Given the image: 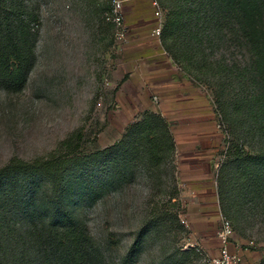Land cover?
I'll return each instance as SVG.
<instances>
[{
    "label": "rangeland",
    "instance_id": "374dc122",
    "mask_svg": "<svg viewBox=\"0 0 264 264\" xmlns=\"http://www.w3.org/2000/svg\"><path fill=\"white\" fill-rule=\"evenodd\" d=\"M17 1L31 14L33 56L21 91L0 78V264H60L55 242L68 214L103 264H211L220 253L222 220L207 241L195 236L176 152H164L158 166L151 153L162 128L154 124L147 132L156 135H141L134 126L159 102L155 87L166 94L171 82L187 78L214 102L219 85L230 84L226 76L250 68L223 12H207L211 0H157L161 35L145 39L150 45L138 55L127 53L136 44L131 34L121 39L122 29L107 21L114 0ZM170 19L175 25L164 37ZM0 29L4 38L1 8ZM17 41L3 44L10 60ZM198 66L208 70L205 76ZM239 88L234 81L227 94ZM218 109L221 139L213 161L220 211L232 224L235 249L264 264V167L253 159L264 152V135L253 131L249 112L239 122L222 121ZM232 149L246 157L229 160ZM50 159L47 172L39 164Z\"/></svg>",
    "mask_w": 264,
    "mask_h": 264
},
{
    "label": "trees",
    "instance_id": "16d2710c",
    "mask_svg": "<svg viewBox=\"0 0 264 264\" xmlns=\"http://www.w3.org/2000/svg\"><path fill=\"white\" fill-rule=\"evenodd\" d=\"M9 2L11 3L10 6L7 5ZM0 8L1 12L5 13V20L8 24V34L4 38L2 36L5 33H2L0 29V78L2 84L7 89L21 91L26 84L27 74L32 67L31 57L33 54L28 46L29 41L33 37L31 20L29 18L31 14L28 12L27 6L17 0H0ZM215 8H218L225 15L226 28L229 31V36H234L233 42L238 43L241 48H244L249 53L251 66L249 69H245L243 72L240 71L236 75H233V72H231L229 76H226L230 84L223 83L219 85L221 93L218 94V98L213 103L220 108L217 112H222L225 116V119L222 121H232L234 119L236 122H239L242 119L243 112H249L254 121V127L252 126L253 131L255 133L257 131L258 133L263 132L264 135V0L209 1L207 12L209 10L210 13ZM14 17L16 19L13 22L16 23L14 29H12L11 21ZM174 25V20L170 19L167 22L163 32L164 37L169 35ZM14 36L18 37V41L11 56L13 62H10L9 52H7L9 50L5 46L3 47V44L6 41L10 42ZM165 51H168L167 48H165ZM193 59L191 57L188 61L190 62ZM195 69L203 76L208 71L203 66H198ZM234 81H238L240 84L239 90L233 91L232 94H227L230 92L229 87L233 85ZM236 91L239 93L236 94ZM228 109L231 110V113L227 112ZM145 116L134 127L138 130L140 129L141 135L145 133L156 135L153 130L150 133L147 132L148 129H153L154 124L162 128V138L154 137L151 153L154 162L158 166H161L164 162V158L161 160L164 152H176L175 141L168 122L164 117L156 113H146ZM63 144L68 146L69 142L64 141ZM164 145L167 147L166 151H164ZM233 151V149L229 151V160L246 157H243V154L238 152L234 154ZM253 159L262 161L264 167V152L257 154ZM39 165L49 172L52 170L53 163L50 159ZM25 166L22 163L19 169L22 170ZM11 168L12 166L10 165L6 171H9ZM260 183L263 188L264 176L260 178ZM251 185L255 189L256 186L254 184ZM239 211L240 209L238 208L237 212ZM64 221H66V225L62 228V234L57 236L55 242L57 251L59 252L60 264H103L102 255L90 244L88 235L75 218L71 214H68Z\"/></svg>",
    "mask_w": 264,
    "mask_h": 264
},
{
    "label": "crops",
    "instance_id": "0c3cea01",
    "mask_svg": "<svg viewBox=\"0 0 264 264\" xmlns=\"http://www.w3.org/2000/svg\"><path fill=\"white\" fill-rule=\"evenodd\" d=\"M123 1L125 26L136 42L127 53L136 52L139 55L150 45L143 41L156 38L154 30L162 20L158 18V11H155L154 0ZM150 43L155 45L157 41ZM163 54L166 53H160ZM185 79V82L178 84L171 82L166 94L154 86V93H160V100L150 107V111L161 115L168 122L176 146L178 184L182 195L188 198V220L195 236L199 234L202 241H207L208 231L213 227L216 229L222 220L216 188L215 170L218 165L213 161L221 139L220 126L211 97ZM219 246L221 250V243ZM204 247L214 254L208 246ZM230 250L232 253H241L246 262L254 264L249 261L246 252H238L233 243Z\"/></svg>",
    "mask_w": 264,
    "mask_h": 264
},
{
    "label": "built area",
    "instance_id": "2783aa9c",
    "mask_svg": "<svg viewBox=\"0 0 264 264\" xmlns=\"http://www.w3.org/2000/svg\"><path fill=\"white\" fill-rule=\"evenodd\" d=\"M123 3V0L113 1L111 11L107 15V21L111 22L118 28H121L122 31L119 33V36L121 37V39L127 40L128 30L125 26V20L123 16ZM154 6L158 7L157 0H154ZM157 15L160 16V13L158 12ZM161 30V26L157 27L154 30V35L160 36ZM232 236L233 227L231 222L225 217H222V225L220 230L218 231V238L221 243V250L219 256L213 258L209 257L211 264H252L250 262H246L244 256L241 253L231 252L230 246L232 245ZM197 251L202 253L199 249Z\"/></svg>",
    "mask_w": 264,
    "mask_h": 264
}]
</instances>
